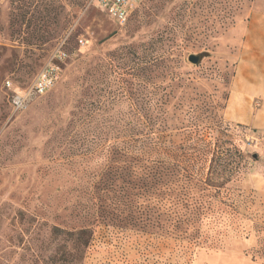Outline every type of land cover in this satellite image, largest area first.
<instances>
[{
  "label": "rangeland",
  "instance_id": "374dc122",
  "mask_svg": "<svg viewBox=\"0 0 264 264\" xmlns=\"http://www.w3.org/2000/svg\"><path fill=\"white\" fill-rule=\"evenodd\" d=\"M255 9L144 0L120 23L92 0H0V264L48 260L53 225L92 228L82 264H264V129L227 114ZM61 46L59 80L15 110Z\"/></svg>",
  "mask_w": 264,
  "mask_h": 264
},
{
  "label": "crops",
  "instance_id": "0c3cea01",
  "mask_svg": "<svg viewBox=\"0 0 264 264\" xmlns=\"http://www.w3.org/2000/svg\"><path fill=\"white\" fill-rule=\"evenodd\" d=\"M228 100V118L264 129V10L255 9L241 47ZM260 101L256 107L255 101Z\"/></svg>",
  "mask_w": 264,
  "mask_h": 264
},
{
  "label": "built area",
  "instance_id": "2783aa9c",
  "mask_svg": "<svg viewBox=\"0 0 264 264\" xmlns=\"http://www.w3.org/2000/svg\"><path fill=\"white\" fill-rule=\"evenodd\" d=\"M95 5L105 11L110 17L120 23H124L132 15L134 10L144 0H92ZM68 58L64 48L56 49L50 60L36 75L32 85L25 91L16 92L12 103L15 110H23L32 100L51 89L61 77L62 63Z\"/></svg>",
  "mask_w": 264,
  "mask_h": 264
},
{
  "label": "trees",
  "instance_id": "16d2710c",
  "mask_svg": "<svg viewBox=\"0 0 264 264\" xmlns=\"http://www.w3.org/2000/svg\"><path fill=\"white\" fill-rule=\"evenodd\" d=\"M204 184L208 186L210 185L217 186V184L212 183L210 178H208ZM94 194H96V190L94 191ZM91 202L94 203V205L93 206L91 205L92 207L90 208L89 207L86 208L85 209L86 212L90 211L94 216L95 214H97V212L103 210L102 206H99L98 209L94 208V206L96 207L97 205V202L95 201L94 198H92ZM218 212L222 213L220 208ZM50 229H51L50 230L51 236L54 237L55 239V246H57V249L55 253L50 258H48V260L42 257L41 249L39 248L34 249L33 251V256L35 260L34 264H82L85 256L84 255L85 249L89 244V237L92 233V228L88 226H81V227L73 226L69 228L68 227L63 228L58 225H53L52 228ZM257 231L259 232L260 242L263 245L262 247L256 249V251L259 253V255L264 257V227L258 225Z\"/></svg>",
  "mask_w": 264,
  "mask_h": 264
},
{
  "label": "water",
  "instance_id": "95a60500",
  "mask_svg": "<svg viewBox=\"0 0 264 264\" xmlns=\"http://www.w3.org/2000/svg\"><path fill=\"white\" fill-rule=\"evenodd\" d=\"M189 61L192 63H197L199 61V56L197 54L191 53L188 57ZM257 156V155H255Z\"/></svg>",
  "mask_w": 264,
  "mask_h": 264
}]
</instances>
